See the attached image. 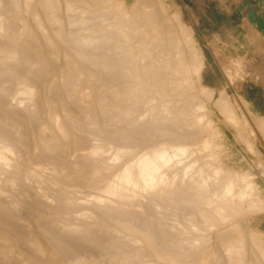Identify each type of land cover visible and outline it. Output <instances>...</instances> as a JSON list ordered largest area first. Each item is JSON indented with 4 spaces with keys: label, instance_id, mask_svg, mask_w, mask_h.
Instances as JSON below:
<instances>
[{
    "label": "bare ground",
    "instance_id": "bare-ground-1",
    "mask_svg": "<svg viewBox=\"0 0 264 264\" xmlns=\"http://www.w3.org/2000/svg\"><path fill=\"white\" fill-rule=\"evenodd\" d=\"M70 1L72 3V0ZM74 1H80V4L86 5L87 8L86 10L81 7L83 11H78L80 13L78 19L82 25L76 33H72L79 38L77 43L84 50L77 51L76 55L69 57V61L62 66L52 67L54 83L47 84L39 72V67L47 63V56H49L48 51L43 47L44 39L26 29L27 23L17 18L22 16L23 10L26 16H33L37 30L49 36L51 31L43 12L34 8L32 0H0V82L5 88L9 83L7 81L13 77L20 81L17 95L20 97L18 106L22 111L20 117L15 113L9 114L7 106H3L4 89H0V108L7 110L6 113H8L7 117L0 118V121L6 119L14 124L12 134L10 131L5 134L0 131V199L6 194L5 187L2 186L3 182L16 189L21 185L24 176L28 175L46 174L56 192L61 190L62 195L67 192L62 199H57L55 196L45 197V203L51 210L48 212L49 216L55 220H50L49 226L46 229L44 227L41 232L38 231L39 228L31 229L28 236L24 238L26 248L18 246L11 230L0 229V264H59L61 261L64 262L60 251H68L76 247L71 242L76 241V244L82 241L88 242L106 232L110 224L120 226V229L122 227L129 233L127 235L132 237L128 248L131 264H158L157 257L167 264L179 262L178 259L181 257L178 258L174 254L178 252L177 250H172L165 243L157 241V227L139 228L134 225L135 220L140 223L141 219L149 214L146 204L157 197V194L186 196L195 191L206 192L215 187L216 192L213 193L208 207L222 217V222L232 221L233 213L236 210L240 211L241 208L250 213L264 210V202L255 196L252 184L239 187L237 183H241V180L233 179L232 175L228 176L229 173L225 174L226 170L219 164L208 166L206 163L203 165L200 161L199 163L193 161V156L202 154L211 147L207 142L194 147L181 144L174 150L164 145H157V148L148 153H142L143 155L132 162L123 163L122 156L115 153L109 162L100 160L106 152L102 145L84 141L73 122L83 115L88 120L84 124L88 126V129H92L97 115L101 114L100 112H106L101 111L102 106L106 105L107 112L118 110L119 106L123 108L124 102H119L118 98L125 92L126 81L123 73L119 72L117 63L115 64L106 56H100L105 78L101 79V87L106 90L108 96H95L93 81L99 79L100 75L95 73L91 66L77 65V61L95 63L98 59L96 52L107 50L115 55L119 65L125 64L127 60L133 64L138 60L143 61L141 66L134 67L132 73L137 76V80L140 75L139 80L142 83L150 84L156 81L157 86L160 87L165 84V76L173 73L177 76L176 87L187 88L193 86L192 75L199 72L202 60L190 29L180 23L177 17L174 18L177 22L174 29L159 0H139L138 6L142 5L145 12L137 9L133 16L122 12L121 19L114 25L111 21L97 19L88 11L87 6L94 0ZM50 2L54 5V9L47 14L54 16L58 10L64 9V3L69 0H50ZM67 13L71 14L68 19L76 17V14L72 13V7H69ZM22 23L25 25L22 26ZM19 26L23 28L19 29ZM112 27L114 31L110 37L98 35V31L102 28ZM72 29L71 27L70 32L74 31ZM46 41L52 48L58 49L56 40L46 37ZM147 59L150 60L149 64L145 63ZM75 71H79L81 76L86 78V87L78 100L61 96L67 87V82L65 83L64 80L72 77ZM74 89L71 88V93L75 92ZM202 92H206L210 98L213 96V92L204 87ZM197 99L198 102L195 104L198 113L197 125L202 129L207 128L211 123L208 107L200 97ZM217 105L230 121L239 122L231 103L222 99ZM245 105L247 106V103ZM50 107L56 109L54 126L51 129L52 139L51 141L41 139L39 144L35 145L31 138V122L42 118L43 113ZM253 119L259 123L264 133V120L255 116ZM46 130L47 126L43 124L40 133ZM116 165H120L119 168L110 172ZM176 165L185 166L181 167V171L168 175V172ZM241 178L245 181L247 176ZM10 203L13 205V208L10 206L11 212L17 214L22 211L21 203H12V201ZM64 204L68 206L80 204L84 207L74 217V222L66 223L63 219L61 220V211L57 208ZM0 206L5 210L2 203ZM175 228L172 225L170 229L175 230ZM257 246L258 252L248 256L246 247L233 244V253L229 254L234 257L231 258L230 264H264V250L258 244ZM103 249L105 252L106 248ZM214 254L197 253V257L189 263L210 264L209 260L214 259ZM182 263L181 261L180 264Z\"/></svg>",
    "mask_w": 264,
    "mask_h": 264
},
{
    "label": "rangeland",
    "instance_id": "rangeland-1",
    "mask_svg": "<svg viewBox=\"0 0 264 264\" xmlns=\"http://www.w3.org/2000/svg\"><path fill=\"white\" fill-rule=\"evenodd\" d=\"M185 1L159 0L161 7L168 14L174 29H176L177 25L174 18L177 17L178 21L186 25L192 33L193 40L197 46L196 49L202 60L199 72L192 75L193 86L187 88L176 87L177 76L173 73H168L165 76V84L160 87L157 86L156 81L150 84L142 83L139 80L141 76L139 75L137 80V76L132 73L134 67L141 66L143 61L138 60V62L133 64L130 60H127V62H124L125 64L119 65L118 59L112 52L107 50H104L106 52L99 51L96 52L98 59L95 63H84V61L79 60L77 65L93 67L95 73L100 75L99 79L93 81L95 96H108L106 95L108 94L105 92L106 90L101 87V79L105 78L102 73V60L99 58L100 56H106L115 64L117 63L116 66L118 65L119 72L123 73L126 81L125 92L118 98L119 102H124V107L119 106L118 110L107 112L106 105L102 106L101 111L106 112H100L101 114L97 115L96 121H94L95 126L92 129H88V126L84 124L88 120L83 115H80L78 120L73 122V125L78 129L79 135L84 141L102 145L101 147L106 152L100 157V160L105 162L111 161L110 159L116 154L122 156L123 163L132 162L139 156L157 148V145H164L170 150H174L181 144L194 147L200 146L205 142L210 143L209 146L211 147L206 152L193 156V161H198V163L200 161V164L204 165L206 163L208 166H217L219 164L226 170L225 174L229 173L228 176L231 177L232 175L233 179L241 180V183H237L239 187L252 184L255 196L264 202V133L261 131L259 123H256L253 119V116H255L264 120V117L257 113H264V101L260 100L263 94L259 98L251 90L256 83H260L264 90V52L259 55L258 70L255 55L243 52L244 49H249L251 42H256V25L260 24L263 26L264 23L242 22L241 18L236 15L233 17L235 21L232 20L228 23V26L226 25L225 29L226 31L228 29V31H225L221 36L203 37L201 26L204 22L198 20L202 16V10L199 6L185 4ZM138 2L139 0H94L87 7L88 11L97 19L111 21L114 25L115 22L121 19L122 12H125L128 16H133L137 9L144 11L142 5L138 6ZM32 3L34 8L43 12V16L51 31L49 36L39 32L33 16H26L23 10L21 11L22 16L17 18L19 21L27 23L26 29L31 30L35 34L37 33L38 36L44 39L43 47L48 51L49 56H47V63L43 64L45 66L41 65L39 67V72L44 77L45 83H54L52 67L62 66L66 61H69V57L76 55L77 51L84 50L77 43L79 38H76L75 34L72 33H76L82 25L78 19L79 12L83 11L81 7L86 10L87 8L86 5L82 6L80 1L72 0L71 3L69 0V2L64 3V9L58 10L54 16H49L47 14L48 11L50 12L54 9V5H51L50 0H32ZM69 7H72V13L76 14V17L68 19L69 15H71L67 13V10L69 12ZM235 9L236 7L233 6L232 10ZM218 22L220 21L215 22V24ZM24 23L21 25L24 26ZM22 26H19V29H22ZM70 26L74 31L70 32ZM252 26L253 28H251ZM245 27H248V31L245 30ZM113 31V27L109 29L102 28L98 31V35L108 38ZM239 32L247 33L248 35L242 40L234 35V33L238 34ZM229 34L231 35L229 36ZM262 35L263 38L259 39L261 43L259 44L264 50V30H262ZM46 37L56 40L57 50L48 44ZM243 42H246L244 47ZM57 52L59 53L58 56ZM149 62V59L145 61L146 64H149ZM127 67H129L128 72ZM257 72L262 74L259 79L255 76ZM78 73L79 71H75L72 77L64 80L65 83L67 82V87L63 95H61L62 97L69 96L77 100L82 97V90L86 87V78ZM7 82L9 83L5 88L2 87L3 83L0 82V89H4L3 106H7L9 114L13 115L15 113L20 117L22 111L18 106L20 97L17 95L20 81L13 77ZM202 87L213 92L212 98L206 92H202ZM71 88H75L74 93H71ZM99 91L101 92L99 93ZM198 97L206 103L211 122L207 128L203 129L197 125L198 113L195 104L198 102ZM245 98L254 101V110L250 108V103ZM222 99L231 103L234 113L239 119L238 123L230 121L220 109V106L217 105ZM246 103L247 106L245 105ZM6 111L0 108V118L7 117L8 113ZM43 114L42 118L31 122V138L35 145H38L41 139L44 141H51L52 139L51 129L54 126L56 109L50 107ZM43 124L47 126L48 131L40 133ZM13 126L14 124L9 120L3 119L0 121L2 134L8 131L12 134ZM188 136L193 139L191 137L188 138ZM116 150L120 152L117 153ZM193 161L191 160V162ZM214 161L215 163L213 164ZM119 166H114L110 172L118 169ZM183 166L176 165V167L172 168L173 170L168 172V175L171 176L177 171H181ZM238 175L241 177L247 176V181H244ZM28 176H24L21 185L16 189L10 187L6 182H1L2 186L5 187L6 194L0 199V203L5 208V210L0 208V229L11 230L20 248H26L24 246V238L28 236V232L31 229L36 230L39 228L38 231L41 232L44 227L46 229L49 226L50 220H55L49 216L48 212L51 210L50 206L45 203V197L55 196L57 199H62L67 193L64 192L62 195L61 190L56 192L50 184L49 176L46 174ZM242 184L245 185L243 186ZM214 188L210 189L211 192L210 190H206V192L195 191L186 196L173 194L170 197L157 194V197L146 204L149 214L141 219L140 223L135 220L134 225L139 228H145V226L157 227V241L165 243L172 250H177L178 252L174 254L182 259H178L179 262L177 261L174 264H180L181 261L183 262L182 264H190L189 261H193L197 257V253H215L214 259L209 260L210 264H230L231 258L234 257L230 255L231 252L233 253V244H240L244 248L246 247L245 250L248 252V256L255 255L258 252L257 244L264 250V210L250 213V211L248 212V210L241 208L240 211L236 210L233 213L234 218H232V221L222 222V217L208 207L213 193L216 192V188ZM11 201L12 203H21L22 206L20 207L23 208L20 209L22 211L17 214L11 212L10 206L13 208ZM60 207L57 209L61 211V220L63 219L66 223L74 222V217L84 208L80 204H72L70 206L64 204ZM112 225L110 224L109 228L101 236L88 242L82 241L80 244H76V241L71 242L76 247L68 251H60L64 262L61 261L59 264H131L128 258V248L132 237L127 235L129 233L125 232L122 227L120 229V226ZM172 225L177 229L171 230ZM103 248L107 250L105 249L104 252ZM157 263L167 264L158 257Z\"/></svg>",
    "mask_w": 264,
    "mask_h": 264
},
{
    "label": "crops",
    "instance_id": "crops-1",
    "mask_svg": "<svg viewBox=\"0 0 264 264\" xmlns=\"http://www.w3.org/2000/svg\"><path fill=\"white\" fill-rule=\"evenodd\" d=\"M185 2L187 5L191 4L201 8L202 16L198 20L204 22V24L201 26L203 37H210L214 35L221 36L226 31V25L228 26V23H230L232 20L235 21L233 17L236 15L241 18L242 22L254 21L264 23V0H186ZM233 6L236 7L235 10H232ZM217 21L220 22L215 24ZM251 28H253V26ZM255 29L257 32L256 42H251L249 49H244L243 52L255 55L258 70L260 59L259 55L263 54L264 52L259 41V39L263 38L262 30H264V25L261 26L260 24H257ZM245 30L248 31V27H245ZM230 35L231 34H229V36ZM234 35L243 40L248 34L239 32L238 34L234 33ZM244 44H246V42H243V47ZM261 75L262 74L259 72L255 74L257 79H259ZM261 86L262 85L260 83H256L254 88H251V90L252 93L255 92L259 98L260 95L263 94V97L261 96L260 100L264 101V90ZM245 100L250 103V108L254 110V101L248 100L247 98H245ZM257 113L264 117V113Z\"/></svg>",
    "mask_w": 264,
    "mask_h": 264
}]
</instances>
